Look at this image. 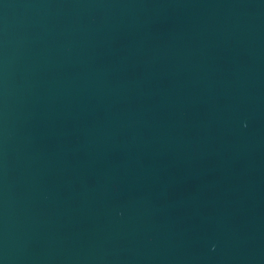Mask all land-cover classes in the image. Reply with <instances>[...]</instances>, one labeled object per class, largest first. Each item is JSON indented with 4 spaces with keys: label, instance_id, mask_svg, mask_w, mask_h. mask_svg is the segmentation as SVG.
<instances>
[{
    "label": "water",
    "instance_id": "95a60500",
    "mask_svg": "<svg viewBox=\"0 0 264 264\" xmlns=\"http://www.w3.org/2000/svg\"><path fill=\"white\" fill-rule=\"evenodd\" d=\"M0 264H264V0H0Z\"/></svg>",
    "mask_w": 264,
    "mask_h": 264
}]
</instances>
